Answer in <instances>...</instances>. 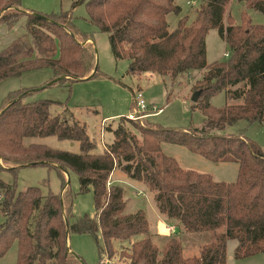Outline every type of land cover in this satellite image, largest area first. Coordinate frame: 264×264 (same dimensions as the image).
<instances>
[{
  "label": "trees",
  "instance_id": "obj_1",
  "mask_svg": "<svg viewBox=\"0 0 264 264\" xmlns=\"http://www.w3.org/2000/svg\"><path fill=\"white\" fill-rule=\"evenodd\" d=\"M230 1L202 0L191 21L184 15L170 30L168 14L182 12L176 0H73V7L86 3L93 22L108 32L115 56L128 58L132 73L176 77L202 70L194 86L201 94L194 105L202 110L204 123L164 127L125 115L115 128L109 126L114 139L98 152L86 123L65 112L53 113L54 100L28 98L32 88L11 91L0 108V172L48 163L59 167L65 180L60 194H43L36 185L17 190L0 174V257L17 242L16 264H88L68 237L70 232L97 236L99 231L101 259L115 252L114 239L142 235L132 242L125 264H230L229 239L238 240L237 258L264 251V146L243 133L225 131L239 119L264 122V23L246 16L234 23L229 14L232 22L225 24ZM242 1L264 11V0ZM24 15L27 32L0 51V80L42 66L55 73L50 83L98 73L95 44L82 40L88 36L72 23L69 12L46 14L29 11L22 0H0V24L12 27ZM211 28L219 30L230 50L226 58L209 62L206 35ZM221 91L228 101L215 106L211 97ZM127 119L139 134L123 122ZM52 134L77 140L80 151L25 143L28 136ZM163 142L185 145L215 162L236 161L238 177L216 180L208 172L184 167L163 150ZM117 167L153 191L158 210L176 220L177 232L208 231L210 241L190 255L179 236L159 244L145 209L125 211L126 185L109 182ZM68 168L78 174L81 191L93 188L95 217H73V194L64 173Z\"/></svg>",
  "mask_w": 264,
  "mask_h": 264
},
{
  "label": "rangeland",
  "instance_id": "obj_2",
  "mask_svg": "<svg viewBox=\"0 0 264 264\" xmlns=\"http://www.w3.org/2000/svg\"><path fill=\"white\" fill-rule=\"evenodd\" d=\"M202 0H176L182 7V12L168 14L169 29H174L180 17L189 16L191 21L201 6ZM22 5L29 11L42 12L46 14L69 12L72 23L82 32L86 39L84 42H94L96 47V67L98 73L92 77L74 81H55L53 69L49 66H42L24 71L20 75H13L0 80V108L3 106L6 97L13 90L22 88L35 89L31 99H52L54 100L51 110L53 113L71 114L81 122L86 123L88 132L97 143V149L102 150L104 143H110L114 139L115 128L123 116L134 106V91L143 89L145 98L150 102L152 114L144 118V123L164 127H188L202 126L204 114L202 110L194 105L192 95L194 86L203 72L200 69H192L177 75L176 77L167 74L161 75L157 72L132 73L129 69V60L126 57H116L109 41V34L102 31L90 17L86 3L73 7V0H22ZM232 16L234 23H240L244 17L251 19L254 23H264V11L249 6L242 0H231L227 6L224 22L228 24ZM27 17L21 16L14 26H0V51L9 46L26 27ZM207 59L209 62L226 58L230 47L221 36L217 28H211L206 35ZM228 101L225 91L215 93L211 102L215 106H222ZM154 105L156 107H154ZM161 108V110H159ZM132 130L140 133L138 128L123 120ZM141 123V122H140ZM142 124V123H141ZM113 127L110 129V127ZM103 130V140L101 138ZM226 132L243 133L253 139L259 145L264 146V122L248 121L239 119L234 124L225 128ZM41 142L47 145L72 151H80V144L77 140L63 139L55 134L46 136H28L25 143ZM163 149L167 154L177 158L184 167L193 168L202 172L210 173L216 180L233 181L238 177L239 164L236 161L215 162L202 154L191 151L187 146L163 142ZM2 163L3 160H1ZM11 165L9 163H4ZM65 171V178L69 190L73 194V217L78 218L84 215L96 216L95 194L91 187L81 191L79 176L76 171L68 168ZM1 176L8 182L14 183L17 190L30 185L41 188L43 194L49 191L61 193L64 189V178L62 171L54 164L38 163L24 165L16 173L11 170H3ZM112 178L124 183L127 190L125 199L127 201L126 212L135 213L140 208L146 210L151 221V231L154 239L163 244L167 236L159 237L157 220V205L155 204L153 191L146 189L144 192H137L139 186L129 187L126 182L128 176L121 170L115 168ZM128 180V179H127ZM115 182V181H113ZM141 186V183H139ZM143 185V184H142ZM138 188V189H137ZM141 188V187H140ZM159 214L164 216L159 211ZM3 213L0 211V221ZM174 225L175 219L169 220ZM181 230V229H180ZM193 237H186L187 248L185 254L197 253L199 247L211 239L208 231L192 232ZM180 235V232H177ZM176 234V235H177ZM142 235H133L130 238L114 239L115 252L110 256L101 259L99 243H102L101 232L96 236L88 232H70L68 242L72 249L80 254L88 264H116L118 262L128 263L130 258L126 254L131 252V245L134 240ZM237 239H229L227 245L228 262L230 264H264V251L254 255L237 258L235 246ZM125 257H124V256ZM18 258V245L15 242L11 248L0 257V264H16Z\"/></svg>",
  "mask_w": 264,
  "mask_h": 264
},
{
  "label": "crops",
  "instance_id": "obj_3",
  "mask_svg": "<svg viewBox=\"0 0 264 264\" xmlns=\"http://www.w3.org/2000/svg\"><path fill=\"white\" fill-rule=\"evenodd\" d=\"M26 17V16H25ZM2 25H6V24H4V23H1L0 24V26H2ZM7 26V25H6ZM9 27V26H8ZM27 32V28H25L22 32H20L19 34H18V36H20V35H23V34H25ZM17 36V37H18ZM16 37V38H17ZM16 38H14V39H16ZM162 147H163V144H162ZM164 150V149H163ZM96 151H98V152H100V151H102V150H99V149H97L96 148ZM187 168H189V167H187ZM114 172V171H113ZM127 175V174H126ZM128 176V175H127ZM128 179V180H127ZM113 181H118L117 179L115 180V178H112V174H111V176H110V181L109 182H113ZM126 182H127V185L129 186V187H133L134 185H135V187L136 186H139V189H138V191L137 192H140V191H145L146 189H149L148 188V186L145 184V183H143V182H141V181H138V180H136V179H132V178H130L129 176H128V178H126ZM139 183H141V186L139 185ZM143 184V185H142ZM141 187V188H140ZM134 188V187H133ZM156 212H157V215L159 216V218H158V220H157V225H158V233H159V237L161 238V236H167V237H170V236H172V235H176L177 234V225H176V222H173V224L174 225H170L169 223V220L168 219H166V217L165 216H162L161 214H159V211H157V209H156ZM152 224V223H151ZM193 235V233H191V232H187V231H183V232H180V235H176V236H179L181 239H182V241L184 242V245H185V248H187V241H186V237H188V238H190V237H193L192 236ZM166 237V238H167ZM199 252V250L197 251V253Z\"/></svg>",
  "mask_w": 264,
  "mask_h": 264
},
{
  "label": "built area",
  "instance_id": "obj_4",
  "mask_svg": "<svg viewBox=\"0 0 264 264\" xmlns=\"http://www.w3.org/2000/svg\"><path fill=\"white\" fill-rule=\"evenodd\" d=\"M134 107L126 114V116L129 119L139 120L143 122L144 118L147 117V115L152 114L150 111L151 104L150 102L145 98L143 89H136L134 91ZM154 107H156L154 105ZM161 110V108H159ZM102 130V129H101ZM102 140H103V130H102ZM105 145V143H104Z\"/></svg>",
  "mask_w": 264,
  "mask_h": 264
},
{
  "label": "water",
  "instance_id": "obj_5",
  "mask_svg": "<svg viewBox=\"0 0 264 264\" xmlns=\"http://www.w3.org/2000/svg\"><path fill=\"white\" fill-rule=\"evenodd\" d=\"M200 94H201V89L195 90L192 95V100L197 101L199 99Z\"/></svg>",
  "mask_w": 264,
  "mask_h": 264
}]
</instances>
